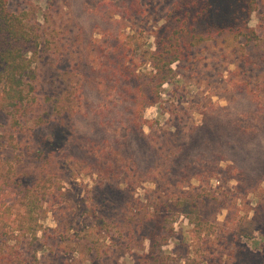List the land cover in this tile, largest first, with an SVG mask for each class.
Segmentation results:
<instances>
[{"label": "rangeland", "instance_id": "1", "mask_svg": "<svg viewBox=\"0 0 264 264\" xmlns=\"http://www.w3.org/2000/svg\"><path fill=\"white\" fill-rule=\"evenodd\" d=\"M174 1L8 0L41 46L34 111L16 125L0 109V264H139L144 220L168 200L199 215L170 214L163 264H264V0L251 19L262 43L219 38L173 63L138 128L120 123L128 102L101 68L119 45L148 69Z\"/></svg>", "mask_w": 264, "mask_h": 264}, {"label": "trees", "instance_id": "2", "mask_svg": "<svg viewBox=\"0 0 264 264\" xmlns=\"http://www.w3.org/2000/svg\"><path fill=\"white\" fill-rule=\"evenodd\" d=\"M259 2L175 0L162 21L153 25L154 48L144 55L142 63L149 65L144 71L139 70L141 65L134 58H131L133 64L128 62L127 51L119 45L108 52L106 65L100 64L101 68L123 88L119 89V106L128 102L125 110L129 113L125 115L121 112L120 123L135 128L146 123L143 110L149 105L161 103L163 86L172 82L175 73L173 63L182 61L200 45L219 38L227 43L230 39L236 41V47L244 51L250 45L262 43L258 28L251 24L252 14ZM137 4L141 5L140 2ZM40 46L39 35L29 26L26 12H13L8 0H0V109L8 110L14 116L16 125L37 105L36 98L30 95L26 87H32L28 79L35 75L34 65ZM48 143L50 147L53 142ZM49 165L47 156L42 162L41 179L46 177ZM25 189L30 190V186H25ZM175 209L190 217L199 215L194 201H157L150 216L144 220L142 229L148 232L150 243L148 250L140 256L139 264H163L165 254L162 245L169 237L167 221ZM26 215L31 223L34 220L33 208L30 207ZM3 217L0 213V223Z\"/></svg>", "mask_w": 264, "mask_h": 264}]
</instances>
